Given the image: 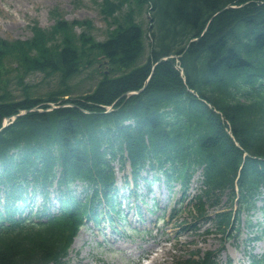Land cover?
Masks as SVG:
<instances>
[{"label": "trees", "instance_id": "1", "mask_svg": "<svg viewBox=\"0 0 264 264\" xmlns=\"http://www.w3.org/2000/svg\"><path fill=\"white\" fill-rule=\"evenodd\" d=\"M101 5L111 25L104 41L86 29L75 32L78 26L91 29V21L61 17L50 30L34 25L28 40L0 38V74L13 61L21 83L40 71L58 74L63 85L34 97L24 84L23 99L14 98L6 82L0 85V129L8 117L43 109L11 119L0 131V264H67L87 221L99 226L103 216L113 223L121 218L118 161L130 162L136 186L148 178L142 172H153L163 173L170 188L182 180L185 190L194 167L201 168L203 185L188 229L204 219L217 233L226 235L230 228L232 236L242 214L259 209L264 0H102ZM145 7L151 18L147 31L136 17ZM96 64L108 70L93 90L72 96L69 82ZM147 81L140 94L125 96ZM52 104L57 107L50 110ZM209 207L221 212L207 217ZM247 225L255 227L250 219ZM252 257L254 264H264V255ZM215 258L208 252L179 264H217Z\"/></svg>", "mask_w": 264, "mask_h": 264}, {"label": "rangeland", "instance_id": "2", "mask_svg": "<svg viewBox=\"0 0 264 264\" xmlns=\"http://www.w3.org/2000/svg\"><path fill=\"white\" fill-rule=\"evenodd\" d=\"M101 4L102 0H0V38L11 41L28 40L33 36L32 27L34 25L50 30L61 17L70 22L91 21V29L78 26L75 28V32L81 34L86 29L96 40L104 41L108 38L107 32L111 29V25L102 13ZM136 17L137 22L142 24L147 31L151 20L148 8L145 7L142 11H138ZM147 53L148 46L145 56ZM17 66L13 61L7 62L6 69L4 68L0 74V85L4 86L3 82H6V89L16 99L24 98V84L29 87V92L34 97H46L50 92L63 88L58 74L48 76L40 71L27 74L24 77V82L21 83ZM107 70V64H96L77 75L69 82L72 96L76 97L93 90L101 79L102 72ZM116 169H119L118 163ZM130 170L128 168L126 171ZM118 173V186H123L122 191L128 194L131 185L126 188L122 179L124 171L120 170ZM163 177L164 175H161L160 181H153L152 176L149 177V181H152L151 190H148L147 187L149 182L146 185L142 182L137 188V193L141 195V199H145V204L142 205L143 217H141L144 224L136 222L135 210L131 208L129 209V218L123 220L120 224L121 227H118L119 230H122L121 233L123 232L120 235L112 234V229L107 221L99 229L84 227L76 237L66 258V263L178 264L189 258L192 251L201 250L200 255H203L205 251L220 248L224 242L220 238L221 235L206 234V230L212 228L211 223H200L201 228L194 232L190 230L187 232L180 231L178 224L191 218L190 209L185 204L182 206V211L180 210L181 218L176 222L177 226L171 223L167 224L168 217L160 219L166 212L164 213L165 210L161 209V205H157V208L154 205L160 200L163 204L165 197L167 198V191L169 190L162 181ZM194 182L196 181L192 182L189 192L197 194V182L196 184ZM174 188L176 195L169 199L171 201L169 208L173 207L176 198H179L181 194V191L178 190L179 184H176ZM120 193L122 194L121 191ZM159 197L161 198L159 199ZM225 198L223 200H226ZM40 203L41 198L38 197L37 205ZM259 206L261 209L264 204L260 202ZM218 209V207H209L208 212L213 214ZM251 219L256 225L252 230L247 226V217L243 216L239 240L232 237L225 241L223 246L225 250L221 253L220 258L221 264H226L230 259L234 261V264H250L248 258L250 252L259 255L264 253V210H258ZM134 227L139 233L132 231ZM148 228H153V235L149 233L151 229L145 232ZM157 229L159 230L157 231ZM162 229H166L167 233L163 234ZM256 235H262V239L249 245L247 239Z\"/></svg>", "mask_w": 264, "mask_h": 264}, {"label": "water", "instance_id": "3", "mask_svg": "<svg viewBox=\"0 0 264 264\" xmlns=\"http://www.w3.org/2000/svg\"><path fill=\"white\" fill-rule=\"evenodd\" d=\"M140 92H142V90H140L139 93H140ZM133 94H134V92H129V93H127L126 95H127V96H131V95H133ZM34 110H37V108H35ZM29 111H30V110H26V111L22 112L21 114L16 115L15 118H18V117H20V116H22V115H25V114H27ZM7 121H8V118H7ZM6 125H7V123L5 124V126H6Z\"/></svg>", "mask_w": 264, "mask_h": 264}]
</instances>
